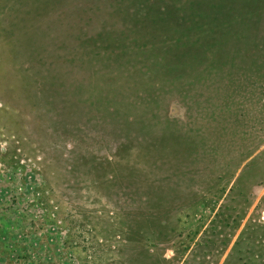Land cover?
<instances>
[{"label":"rangeland","instance_id":"rangeland-1","mask_svg":"<svg viewBox=\"0 0 264 264\" xmlns=\"http://www.w3.org/2000/svg\"><path fill=\"white\" fill-rule=\"evenodd\" d=\"M0 264H264V0H0Z\"/></svg>","mask_w":264,"mask_h":264},{"label":"trees","instance_id":"trees-1","mask_svg":"<svg viewBox=\"0 0 264 264\" xmlns=\"http://www.w3.org/2000/svg\"><path fill=\"white\" fill-rule=\"evenodd\" d=\"M164 33L166 34V35H171V34H173V31L171 30V29H165L164 30ZM175 40H177V38H175L173 41H169L170 43V46H168V52L170 53V52H172V50H173V45H178L179 43L178 42H174ZM187 41H189V39H187ZM184 51V50H183Z\"/></svg>","mask_w":264,"mask_h":264}]
</instances>
